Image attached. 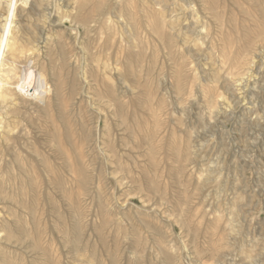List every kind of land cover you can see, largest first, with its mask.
Listing matches in <instances>:
<instances>
[{"label": "rangeland", "instance_id": "rangeland-1", "mask_svg": "<svg viewBox=\"0 0 264 264\" xmlns=\"http://www.w3.org/2000/svg\"><path fill=\"white\" fill-rule=\"evenodd\" d=\"M16 31L49 85L23 59L1 107L11 264H264V0H28Z\"/></svg>", "mask_w": 264, "mask_h": 264}, {"label": "bare ground", "instance_id": "bare-ground-1", "mask_svg": "<svg viewBox=\"0 0 264 264\" xmlns=\"http://www.w3.org/2000/svg\"><path fill=\"white\" fill-rule=\"evenodd\" d=\"M7 1V0H6ZM157 1V0H156ZM215 1V0H214ZM217 1V0H216ZM28 2V0H10L8 3V8H7V11H6V15H4L5 17L3 16H0L2 18L5 19L4 23H3V26L1 27L2 31L0 33V113L2 112V108L3 105L7 102L8 98L10 97L11 98V95H17L16 94V91L19 90L21 91V93L24 91L27 93V89H26V86L23 84V83H20V69H19V65L22 63V60L23 59H30V63H31V66L28 67L29 69H35L34 72H35V75L33 77V80L30 84L32 88L30 90H34V97L37 98L38 100L41 101V99H43L44 95H45V92H46V88H47V84H48V78L47 76L45 75V66L44 65H41V66H38V63L37 60L33 61L32 58H35L36 55H35V52L37 50V47L35 44H33L32 42L30 41H27V40H24L27 38V36H25L26 38H23V34L20 35L19 31L17 32L16 31V23H17V13H18V10L21 9V6L23 4H26ZM46 2V1H45ZM80 2V1H79ZM166 2V1H164ZM205 2V1H204ZM249 2V1H248ZM255 2V1H254ZM84 3V2H83ZM146 3V2H145ZM153 3V2H152ZM216 3V2H215ZM43 4V3H42ZM45 4V3H44ZM43 4V6L45 7V5ZM49 4V3H48ZM150 4V3H149ZM205 4V3H204ZM219 4V3H218ZM233 4V3H232ZM248 4V3H247ZM6 5V2L5 4H3V6ZM47 5V4H46ZM82 5V4H81ZM85 5V3H84ZM159 5V4H158ZM7 6V5H6ZM42 6V5H41ZM152 6V5H151ZM165 6V5H164ZM25 7V5L23 6ZM43 7V8H44ZM64 7V6H63ZM68 7V6H66ZM84 7V6H83ZM2 8V2L0 0V9ZM56 8H59V7H56ZM85 8V7H84ZM95 9V8H94ZM165 9V8H164ZM38 10V9H37ZM41 10V9H40ZM47 10V9H46ZM204 10H206L204 8ZM3 11V10H2ZM56 11V9L54 10ZM59 11V9H57V12ZM97 11V10H96ZM151 11V10H150ZM67 12V11H66ZM157 12V11H156ZM213 12V11H212ZM51 13V12H50ZM55 13V12H53ZM69 13V12H68ZM133 13V12H132ZM161 13V12H160ZM214 13V12H213ZM216 13V12H215ZM244 13V12H243ZM63 14V13H62ZM86 14V13H85ZM0 15H2V12L0 13ZM58 15V13H57ZM67 15V14H66ZM89 15V14H88ZM129 15V14H128ZM214 15V14H213ZM40 16V15H39ZM42 16V14H41ZM94 16V15H93ZM35 17V16H34ZM62 17V16H61ZM60 17V18H61ZM100 17V16H99ZM161 17V16H160ZM159 17V18H160ZM235 17V16H234ZM38 18V17H37ZM36 18V20H37ZM42 19V27H43V30L47 27V24L50 22V19L47 18V16H42L41 17ZM65 18V17H64ZM70 18V17H69ZM78 18V17H77ZM76 17H71L70 18V22L71 23H75V20L77 19ZM104 18V17H103ZM109 18V17H108ZM111 18V17H110ZM109 18V19H110ZM231 18V17H230ZM233 18V17H232ZM62 19V18H61ZM66 19V18H65ZM97 19V18H96ZM108 19V20H109ZM223 19V18H222ZM35 20V19H34ZM53 20V19H52ZM64 19H62L61 21H63ZM93 20V19H92ZM105 20V19H104ZM119 20V19H118ZM181 20V19H180ZM32 21V20H31ZM48 21V23H47ZM66 21V20H65ZM84 21V20H82ZM95 21V20H94ZM106 21V20H105ZM104 21V22H105ZM228 21V20H227ZM233 21V20H232ZM39 22V21H38ZM68 22V21H67ZM68 22V23H70ZM79 22V20H78ZM99 22V21H98ZM133 22V21H132ZM177 22V21H176ZM34 24V22H32ZM41 23V22H39ZM70 23V24H71ZM95 23V22H94ZM101 23V22H100ZM134 23V22H133ZM216 23V22H215ZM220 23V22H219ZM36 24V23H35ZM68 24V25H70ZM99 24V23H98ZM223 24V23H222ZM19 25V24H18ZM26 25V24H25ZM53 25V24H52ZM75 25V24H74ZM77 25H79L77 23ZM114 25V24H113ZM37 26V25H36ZM76 26V25H75ZM172 26V25H171ZM237 26V25H236ZM34 27V26H33ZM50 27V26H48ZM82 27V26H81ZM104 27V26H103ZM134 27V26H133ZM136 27V26H135ZM218 27V26H217ZM224 27V26H223ZM80 28V26H79ZM84 28V27H83ZM111 28V27H110ZM155 28V27H154ZM225 28V27H224ZM231 28V27H230ZM230 28L228 30H230ZM0 29V30H1ZM42 29V28H41ZM53 29V28H52ZM77 29V28H76ZM100 29V28H99ZM157 29V28H156ZM227 29V28H226ZM71 30V29H70ZM110 30V29H109ZM23 31V30H22ZM87 31V29H86ZM99 31V30H98ZM102 31V30H101ZM100 31V32H101ZM114 31V30H113ZM80 32H78L79 34ZM87 33V32H86ZM91 33V32H89ZM106 33V32H104ZM111 33V31H110ZM30 34V33H29ZM36 34V33H34ZM39 34V33H38ZM44 34V33H43ZM112 34V33H111ZM110 34V35H111ZM37 35V34H36ZM40 35V34H39ZM47 35V36H46ZM44 35L45 36V41L47 42L48 39H50L51 36H53L54 34H50L48 31H47V34ZM58 35V34H57ZM63 35V34H62ZM113 35V34H112ZM111 35V36H112ZM43 36V37H44ZM80 36V35H79ZM35 37V36H34ZM77 37V36H76ZM86 37V36H84ZM67 38V37H66ZM115 38V37H114ZM34 39V38H33ZM36 39V38H35ZM34 39V40H35ZM81 39V38H80ZM106 39V38H105ZM109 39V38H108ZM111 39V38H110ZM40 40V38H39ZM26 41V42H25ZM38 41V40H37ZM43 41V40H42ZM54 41V40H52ZM67 41H70L67 39ZM79 41V40H78ZM77 41V42H78ZM83 41V40H82ZM93 41V40H92ZM40 42V41H38ZM49 43V42H48ZM71 43V42H69ZM74 43V42H73ZM42 44V42H41ZM45 44V43H43ZM72 44V43H71ZM78 44V43H77ZM59 45V44H58ZM70 46V45H69ZM253 46V45H252ZM80 47V46H79ZM82 47V45H81ZM40 49V48H39ZM95 49V48H94ZM99 49V48H98ZM256 49V48H255ZM260 49V48H259ZM43 50V49H42ZM76 50V49H75ZM71 51V50H69ZM98 51V50H97ZM77 52V51H76ZM109 52V51H108ZM37 53V52H36ZM78 53V52H77ZM112 53V52H111ZM40 54V53H39ZM79 54V53H78ZM72 55H70L71 57ZM84 56V55H83ZM84 58V57H83ZM238 58V57H237ZM64 59V58H63ZM77 59V58H76ZM85 59V58H84ZM61 61V60H60ZM73 61V60H71ZM81 61V60H80ZM79 61V62H80ZM254 61V59H253ZM63 62V61H61ZM76 62V61H75ZM82 62V61H81ZM80 62V63H81ZM90 62V61H89ZM84 63V62H83ZM87 63V62H86ZM72 64V63H71ZM91 64V63H90ZM66 65V64H65ZM85 65V64H84ZM49 66V65H48ZM78 67V65H77ZM141 67V66H140ZM85 68V66H84ZM50 70V69H49ZM52 70V69H51ZM78 70V69H76ZM82 70V69H81ZM102 70V69H101ZM101 70H99V72H101ZM74 71V70H73ZM87 71V70H86ZM78 72V71H77ZM81 72V71H80ZM79 72V73H80ZM250 72V71H248ZM23 73V72H22ZM33 74V73H32ZM90 75V74H89ZM81 76V75H80ZM82 76H83V73H82ZM51 77V76H50ZM79 77V76H78ZM23 78V77H22ZM84 78V77H82ZM86 79V78H85ZM139 79V78H138ZM79 80V79H78ZM87 80V79H86ZM85 80V81H86ZM80 81V80H79ZM84 81V80H83ZM84 81V82H85ZM101 81V80H100ZM55 82V81H54ZM90 82V81H88ZM87 82V83H88ZM70 84V83H69ZM85 84V83H84ZM90 84V83H89ZM49 85V84H48ZM113 85V84H112ZM69 86V85H68ZM88 86V84H87ZM86 86V87H87ZM111 86V85H110ZM80 87V86H79ZM107 87V86H106ZM50 88V87H49ZM54 88V87H53ZM88 88V87H87ZM105 88V87H104ZM108 88V87H107ZM63 89V88H62ZM79 89V88H78ZM70 90V89H69ZM80 90V89H79ZM89 90V89H88ZM85 91V90H84ZM79 92V91H78ZM81 93V92H80ZM72 94V93H71ZM32 95V94H30ZM85 95V94H84ZM88 95V94H87ZM90 96V95H89ZM69 97V96H68ZM82 97V96H81ZM116 98V97H115ZM93 99V98H92ZM83 100V99H82ZM91 100V99H90ZM10 101V100H8ZM13 101V100H12ZM39 101V102H40ZM87 101V100H86ZM85 101V102H86ZM92 101V100H91ZM118 101V99H117ZM82 102V101H81ZM95 102V101H94ZM11 103V102H10ZM43 103V102H42ZM89 103V101H88ZM87 103V104H88ZM58 104V103H57ZM105 104H108L107 102ZM116 104V103H115ZM7 105V104H6ZM60 105V104H59ZM85 105V104H84ZM94 105V104H93ZM90 106V105H89ZM102 106V104H101ZM111 106V105H110ZM113 106V105H112ZM80 107V105H79ZM77 108V107H76ZM93 109V108H92ZM98 109V108H97ZM110 109V107H109ZM114 109V108H113ZM51 110V109H50ZM75 112V111H74ZM116 112V110H115ZM4 116H7V115H4ZM30 116V115H29ZM65 117V115H64ZM10 118V117H9ZM100 119V118H99ZM97 121V120H96ZM11 122V121H10ZM9 123V121H8ZM65 123V122H64ZM98 126V125H97ZM113 126V125H112ZM9 127V126H8ZM6 128V127H5ZM7 129V128H6ZM98 129V128H97ZM114 129V127H113ZM6 131V130H5ZM4 132V130H3ZM97 133V132H95ZM42 134V133H41ZM97 136V135H96ZM58 137V136H57ZM88 138V136H87ZM102 138V137H100ZM97 140V139H96ZM100 140V139H99ZM101 142V141H100ZM103 142V141H102ZM89 143V142H88ZM97 144V143H96ZM95 144V145H96ZM89 145V144H88ZM89 147V146H88ZM99 147V146H98ZM103 147V146H102ZM96 150V149H95ZM99 150V149H97ZM106 150V149H105ZM114 150V149H113ZM91 153V152H89ZM100 153H101V150H100ZM103 153V152H102ZM105 154V153H104ZM102 155V154H101ZM106 155V154H105ZM108 155V154H107ZM96 157V156H95ZM94 157V158H95ZM106 157V156H105ZM107 157H110V156H107ZM106 157V158H107ZM116 157V156H115ZM92 158V157H91ZM105 158V159H106ZM77 159V158H76ZM96 159V158H95ZM104 159V160H105ZM112 160V159H111ZM107 161V160H106ZM75 164V163H74ZM114 164V163H113ZM116 164V163H115ZM95 165V164H94ZM109 165V164H108ZM77 166V165H76ZM65 167V166H64ZM109 167V166H107ZM15 170V169H14ZM68 170V169H67ZM95 171V170H94ZM106 171V170H105ZM102 172V171H100ZM105 173V172H104ZM103 173V174H104ZM53 174V173H52ZM76 174V173H75ZM112 174V173H111ZM109 175V176H112V175ZM87 176V175H86ZM106 176V175H105ZM104 177V176H103ZM113 177V176H112ZM6 199V198H5ZM15 223V222H14ZM15 225V224H13ZM80 227V226H79ZM3 228V227H2ZM5 232V231H4ZM6 241V237H1L0 236V264H11L7 258H6V254H5V249L4 247L2 246V243H4ZM14 244V243H13ZM17 245V244H16ZM34 245V244H33ZM14 247V246H13ZM155 255V254H154Z\"/></svg>", "mask_w": 264, "mask_h": 264}]
</instances>
